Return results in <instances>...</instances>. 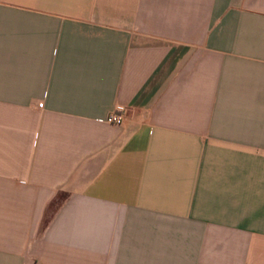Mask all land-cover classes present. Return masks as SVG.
<instances>
[{
	"label": "crops",
	"instance_id": "crops-1",
	"mask_svg": "<svg viewBox=\"0 0 264 264\" xmlns=\"http://www.w3.org/2000/svg\"><path fill=\"white\" fill-rule=\"evenodd\" d=\"M0 264H264V0H0Z\"/></svg>",
	"mask_w": 264,
	"mask_h": 264
},
{
	"label": "built area",
	"instance_id": "built-area-1",
	"mask_svg": "<svg viewBox=\"0 0 264 264\" xmlns=\"http://www.w3.org/2000/svg\"><path fill=\"white\" fill-rule=\"evenodd\" d=\"M39 108H42V104H39ZM128 110L123 107H117L115 110L110 112L104 122L109 125L121 126L127 118Z\"/></svg>",
	"mask_w": 264,
	"mask_h": 264
}]
</instances>
